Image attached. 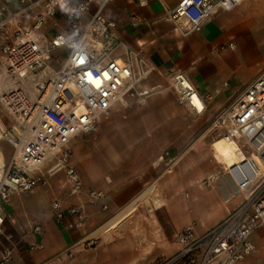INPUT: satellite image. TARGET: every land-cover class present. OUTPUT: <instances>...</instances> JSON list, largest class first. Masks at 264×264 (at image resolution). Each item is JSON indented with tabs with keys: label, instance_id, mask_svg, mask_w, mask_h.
<instances>
[{
	"label": "built area",
	"instance_id": "obj_1",
	"mask_svg": "<svg viewBox=\"0 0 264 264\" xmlns=\"http://www.w3.org/2000/svg\"><path fill=\"white\" fill-rule=\"evenodd\" d=\"M17 1L23 5L17 12L0 4V108L6 112L5 116L0 113V141L11 146L7 160L3 159L0 147L3 159L0 160V207L15 192L47 185L48 178L40 168L54 160L48 175L63 171L64 184L72 194L83 193L89 204L106 208L102 191L84 188L71 161L70 143L76 136L93 135L100 118L125 96L143 101L159 91V85L138 89L155 67L141 49L127 47L119 38L116 22L103 15V7L113 0H81L75 4H69L68 0ZM242 1L178 0L174 8L165 10V17L173 21L176 31L186 36L200 31L217 9L229 10ZM93 3L97 7L86 18ZM37 6L40 10L34 11ZM25 11H30L29 25L18 20ZM58 15L64 19V28L45 42L40 41L38 31L48 19L54 20ZM53 25L57 26L55 20ZM8 26L13 27L7 31ZM227 47L234 50L236 44L229 41ZM56 50H61V57L54 68L50 59ZM228 85L229 81L223 82L224 87ZM168 87L179 105L195 115L204 111L205 96L183 73L172 72ZM210 127L234 144L239 159L229 166L213 153L219 170L204 183L209 185L222 176L226 182L225 202L234 198L239 201L223 219L204 231H197L193 225L183 227L175 235L179 250L155 264H237L254 251L252 234L258 229L264 231V71L214 115ZM164 157L166 170L170 171L175 158L168 151L160 159ZM50 209L57 223L64 224L65 217H69L67 228H84L82 206H64L54 197ZM2 226L0 212V230ZM32 230L40 234L41 224H34ZM96 244L97 239L90 238L82 246ZM34 246L42 245L34 243ZM72 253L69 248L57 257ZM12 258L11 248L0 251V264Z\"/></svg>",
	"mask_w": 264,
	"mask_h": 264
},
{
	"label": "crops",
	"instance_id": "obj_2",
	"mask_svg": "<svg viewBox=\"0 0 264 264\" xmlns=\"http://www.w3.org/2000/svg\"><path fill=\"white\" fill-rule=\"evenodd\" d=\"M79 1L68 0V3ZM260 1L264 0H244L232 9H217L200 31L186 36L176 31L173 21L165 17V10L174 8L178 0H143L141 3L139 0H113L105 4L102 13L116 22L120 40L127 47L141 49L155 67L139 83L138 89L159 85L160 90L145 97L143 101L125 96L122 102L114 104L100 118L99 129L95 135L86 139V147L81 141L75 140L76 156L81 157L75 167L80 172L84 188L102 191V203L106 206L91 205L83 193L72 194L67 187L68 203L83 208L84 228H67L65 223L69 217H65L64 224L57 223L50 209L53 198L49 202L45 200V203V196L40 193L29 196L13 193L7 202L1 204L3 226L0 230V251L9 247L13 253V258L5 264H155L179 250L175 235L187 222L178 224L172 203L164 209L156 204L165 173L160 170L153 178L151 168L158 166L160 156L167 147L183 152L180 160L185 158L182 165L190 183H193L194 178L218 173L219 165L211 147L216 157L224 159L227 165L238 162L239 156L231 141L227 144L217 137L212 142L214 130L208 123L264 71V57L256 62L255 67L243 64V59L256 52V46L243 39L236 14L240 5ZM0 4L13 12L23 7L17 0H0ZM96 5L93 3L90 6L86 18L94 12ZM33 10L38 11L40 7ZM29 13L25 11L19 14L21 24H30ZM54 20L57 26L53 25ZM54 20L48 19L38 31L40 41L45 42L64 28L62 15ZM12 27L8 26L5 30L9 31ZM229 41L235 42L234 50L227 47ZM58 51L57 55L61 57V50ZM1 64L0 53V73ZM175 71L183 73L198 92L205 96V109L201 114L195 115L177 103L175 94L168 87L169 76ZM164 81H167L166 86ZM224 81H229L227 87L223 86ZM179 120L188 122L187 132L180 137L178 134L183 130L166 126L167 122L177 123ZM100 133H104L102 140L95 142ZM163 135L170 137L162 144L157 137ZM197 152H203L204 155L199 157ZM151 181L153 187L144 199L151 197L155 188L153 205L150 203L148 209H138L144 199L131 205L151 186L146 187ZM225 183V178L218 176L206 187L208 190L205 188L204 194L193 192L189 195L187 207L200 208L199 211L193 209L190 212L191 218L200 217L201 225L197 231H204L217 224L238 203L231 200L225 202ZM47 185H50L49 180ZM129 205L132 207L124 217L109 229L106 227L89 237ZM36 223L42 226L40 234L32 230ZM90 238H96L98 244L95 247H83L82 243ZM251 241L254 251L237 264H264V231L256 230ZM34 243L42 246L35 247ZM69 248L73 252L72 256L57 257L59 252Z\"/></svg>",
	"mask_w": 264,
	"mask_h": 264
},
{
	"label": "rangeland",
	"instance_id": "obj_3",
	"mask_svg": "<svg viewBox=\"0 0 264 264\" xmlns=\"http://www.w3.org/2000/svg\"><path fill=\"white\" fill-rule=\"evenodd\" d=\"M236 12H237L236 13L237 18L239 19V23H240V28L242 29L243 39L250 41L256 46V52L249 55L247 59L245 60L243 59V64L247 67L252 68L256 66V62L259 59L264 57V1H260L257 3H250V4H242L237 8ZM57 54H59V51L58 52L55 51L50 59V64L54 68L58 67L57 59L60 58V56ZM163 83L165 86L167 85V81H164ZM0 113L1 115H4V116L6 114L5 110L2 108H0ZM211 121L208 123L209 127L211 126ZM5 122L8 126L9 122L6 118H5ZM187 123L188 122H186V120L185 121L179 120L177 121V123L176 121L167 122L166 126L167 127L169 126L170 128L172 127L173 129L177 128L179 131L183 130L182 132H179L178 134L179 135L178 137H180V136H183V134L187 132V128H188ZM99 125H100V120H99ZM184 126L185 128H183ZM98 129H99V126H98ZM97 131L94 133V135L97 133ZM103 135L104 133H100L98 135V138L95 140V142H99V140H102ZM91 136L92 135H79V136H76L71 141L70 143V147L72 151L71 161L74 164V166L76 165V161L78 159L79 160L81 159L80 156L79 157L76 156L77 153L74 147L75 140L81 141V143H83V145L86 147L88 143L86 139H89ZM219 136H220V133H217L216 131H214L212 142L214 141V139H216ZM169 137H170L169 135H163V136L157 137V139L163 144L168 141ZM183 139H185V136L183 137ZM0 147L2 148L4 152V159L7 160L8 156L11 153V146L6 141L2 140L0 141ZM167 150L169 152V155L175 158V162L172 164L170 171L166 170L167 169V165H166L167 158L166 157H164V159L161 160L158 166H154L151 168V171L153 172V176H154L153 178H155L158 171L160 170H164L163 172L165 173V175L163 176L161 180V188H160V194H159L160 198L156 202V204L157 203L160 204V207L164 209L165 207H168L170 203H172L176 210L175 218L177 219L178 224L180 225L181 223H183V221H186L187 222L186 225H193L195 229H198V226L201 225L200 217L197 219L191 218L190 212L193 211V209L194 211H199L200 208L197 209L196 208L197 206L187 207L186 204H187V201L189 200V195L192 194L193 192H195L196 194L205 193V188L206 187L208 188V186H210V184L207 185L206 183H204L208 176L206 177L200 176V177L194 178L193 183L192 182L190 183L189 181H187L184 175L185 168L183 167L182 163L185 158H181L180 160V156L183 154V152L173 149L172 147H167L166 151ZM211 150H212V153H214L212 147H211ZM164 153L165 151L163 152V154ZM196 154L199 157H202L204 155L203 152H197ZM53 161L54 160L47 161L43 166H41V171L46 175V177L49 180V184H50L49 186L39 185L32 191L15 192V193H19L24 196H29V195H34L35 193H40L41 195L45 196L43 197L44 202L45 200H48L49 202L51 198L56 197L62 202L64 206H69L70 205L68 203L69 202L68 201L69 191L67 188L68 186L64 184L65 182L64 172L59 170L52 175H48L47 173V170L48 168L52 166ZM152 183L153 181H151V183L146 185V187H148ZM170 191H172L171 195H169ZM154 193H156L155 188L153 190V194L151 195V197H149L148 199H144L143 204L139 205L138 209H141V210L148 209L150 203L151 205H153L154 201H153L152 196L154 195ZM231 201H239V199L234 198Z\"/></svg>",
	"mask_w": 264,
	"mask_h": 264
},
{
	"label": "bare ground",
	"instance_id": "obj_4",
	"mask_svg": "<svg viewBox=\"0 0 264 264\" xmlns=\"http://www.w3.org/2000/svg\"><path fill=\"white\" fill-rule=\"evenodd\" d=\"M218 138L223 139V140L225 141V143H227V144L229 143V140L226 139L225 137L219 136ZM218 159L226 164V162H225L224 159L219 158V157H218ZM0 160H1V161L3 160V159H2V155H0ZM226 165H227V164H226ZM152 187H153V185L149 186L145 192H143L138 198H136V199L132 202L131 205L138 204L141 200H143V199L146 197V195L151 191ZM131 205H129V206H127L125 209H123V210H122V211H121L116 217H114L113 219H111L109 222L105 223L103 226H101V227H99L98 229H96L95 231H93V232L89 235V237L98 234L99 232L103 231L106 227H108V229H109V228L111 227V225H113L116 221H118L119 219H121L122 217H124V216L129 212L130 208L132 207ZM105 231H106V230H105ZM85 238H86V237H85ZM81 241H82V240H81Z\"/></svg>",
	"mask_w": 264,
	"mask_h": 264
},
{
	"label": "snow or ice",
	"instance_id": "obj_5",
	"mask_svg": "<svg viewBox=\"0 0 264 264\" xmlns=\"http://www.w3.org/2000/svg\"><path fill=\"white\" fill-rule=\"evenodd\" d=\"M188 2L190 3V2H191V0H188ZM81 63H83V61H81Z\"/></svg>",
	"mask_w": 264,
	"mask_h": 264
}]
</instances>
